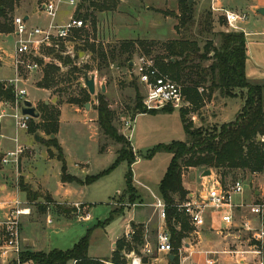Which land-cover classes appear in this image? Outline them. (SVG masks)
Listing matches in <instances>:
<instances>
[{"label":"rangeland","instance_id":"374dc122","mask_svg":"<svg viewBox=\"0 0 264 264\" xmlns=\"http://www.w3.org/2000/svg\"><path fill=\"white\" fill-rule=\"evenodd\" d=\"M212 1L193 0L191 5L193 19L186 27L182 28L184 30L183 34L187 36V39L197 41L200 44V48H202L203 43L208 38L213 39L215 36L211 30H209L210 33L208 34L199 33L198 31L199 28H207L206 23H209V14L213 15V21H216L219 15L223 19L221 11L216 12L212 10ZM38 2L39 0H18L10 16H21L27 13L30 16L29 23L31 26H44L48 22L45 16H41L40 19H36L33 16L35 12H33L34 7H37ZM115 2L113 11L96 13L94 15L96 19L94 32L91 31L92 28L89 22H84L81 19L87 27L86 29H81L86 30L87 33L86 37H82L83 41L71 39L59 48L47 53L49 65L60 69L56 76L64 78L61 77L63 79L62 83L57 88H52L50 91H41V89L37 88V84L42 79V70L46 66L35 73L22 72L25 80L24 87L27 92L26 99L31 102L35 109L37 106L40 107V105L45 104V102V105L49 109L69 106V99L80 98L82 92H87L83 86L82 73L80 75L69 76L71 67L62 64L65 58H70L75 65L82 69L87 68V73L93 74L96 82L94 96L89 95L87 102L71 105L78 112L77 121L71 123L68 120V123H66L67 119L63 120L60 134L64 143V151L57 141L59 122L57 132L54 135H48L42 127L39 128L36 132L39 136V143L33 140L35 133L32 134L26 130L24 132L28 136L26 138L27 145H20L23 151L18 157L17 166L15 167L11 164V166H3V169L0 170V176L4 175L7 170H12L13 175L9 179L10 186H13L15 183L19 184V181H21L23 186L38 195L36 200L27 201V203L30 208L29 218H32L31 223H35L38 229V231L34 232V240L44 251L69 250L90 230L87 254L97 258L108 257L112 249L111 244L125 232L123 216L116 215L108 224L96 226L98 223H103L109 218L111 209L123 208L126 205L135 206L134 208L132 206L127 208V212L132 209H139L141 210L139 212L142 214V218L150 221L148 237H146L147 241L145 240V234L147 233L143 231V242L144 244L145 242L150 243L151 249L155 246L158 222L154 211L151 208L139 206L141 202L139 200L140 197L137 196V192L136 197L138 198L134 201V204H128L125 201L118 203V197L121 193L115 195L116 192L124 189V178L128 169L125 163L120 164L115 170L97 182L85 187L84 190L76 189L74 188L76 185L74 183L73 186L61 182L60 163L56 158L58 152L52 147H47L48 141H56L61 149L63 158H65L64 161L66 160L68 165L66 174L75 175V177H72L80 181H83L86 177L99 174L114 162L116 153L121 146L106 138L98 128L97 112L95 110L98 94L104 97L109 110L112 112L113 127L129 142L128 144L132 148L136 160L138 159V163L131 167L134 179L148 187L152 194L157 195L158 185L166 172L171 156L163 151L155 153L150 158L148 157L149 154L159 145H168L172 142H185L187 139L182 129L179 110L175 109L172 112H161L159 110L154 115L138 114L139 111L135 109L138 104L137 98L139 97L138 99L142 105L144 89L136 82L129 67L120 66L123 58L116 56L114 64L108 66L106 63L100 61L97 52L91 54L84 51L88 44H94L103 50L110 51L112 48H117L122 42L136 40L166 42L160 39L173 35V22L170 18H166V14L179 13L178 0H115ZM240 4V0H233L228 5H224V11H232L238 15L247 14V21L240 24V28L244 33L251 34L247 38L248 62L246 64V76L251 83L263 87L264 111V15L256 16L254 13L251 14L247 9L242 8ZM71 11L72 8L67 9L62 7L59 12L61 21L65 22ZM83 12V10H80L75 16L77 17L78 13L82 14ZM223 28L224 31L227 30L225 22ZM191 29H193V33L190 31ZM151 39H159L160 41ZM13 42L14 38L12 36L7 38L0 37V48H8L10 50L8 53L12 54ZM160 50V46H156L150 51V56L146 57L155 59L161 55ZM133 52L132 61L137 57H145L137 49ZM58 57L62 59L59 60ZM11 76L6 70L5 79ZM101 88H104V93H101ZM230 99L222 98L215 92L210 96V100L205 99L203 106L197 113H190L187 119H190L193 115L197 117L194 123L191 121L195 128L201 126L203 128L219 127L222 124L232 122L239 107V101H230ZM86 104L89 105L87 109L84 108ZM164 109L172 110L169 107ZM184 109L189 110L191 107L188 106ZM8 113L10 112L8 111ZM202 116L204 118L201 120L200 117ZM34 121L36 124H40L39 119ZM125 121L130 122V131L126 130L124 126ZM22 132H18L21 139L25 138ZM1 133L3 136L0 134L2 136L0 141L5 147H12L14 145L13 142H9L7 139V137L13 138L14 136V127L11 119L5 118L2 120ZM76 162L87 164V168H83L86 173L80 171L81 167L78 170H74V163ZM1 168L2 166L0 165ZM58 172L59 179L57 180L56 174ZM200 172V170H186L183 172V180L187 191L195 192L197 190L200 176L204 173L200 174ZM246 173L249 172L230 171L224 176V180L234 179ZM133 188L136 190L134 186ZM22 196L25 199V194H22ZM110 197L112 198L109 200ZM52 198L60 203L69 204L77 200L86 203L92 220L90 222H78L75 216L77 214L75 208L67 207L66 205H56ZM59 215L69 219L66 223L67 226L65 224L62 226V234L53 232V225L51 228L45 225L47 216L57 218ZM22 226L20 229V239ZM29 229L31 230L33 227H29ZM182 243L189 246L186 252L183 253V257L189 258L191 262L194 261L192 264H237L234 256L223 252L234 250L238 247L244 250L246 249L247 240L245 236L236 233L221 238L207 230L199 232V236H197L193 234L191 229L188 237L183 239ZM20 251L32 254L42 252L37 246L32 247L30 245L24 248L21 242ZM138 251L139 257L146 258L142 256L141 249H138ZM250 260L251 258L247 257L245 262ZM15 262H17V257L9 255V260L6 263L0 264H13ZM125 263L128 264L127 258ZM22 264L32 263L26 262ZM147 264H149V259L147 260Z\"/></svg>","mask_w":264,"mask_h":264},{"label":"trees","instance_id":"16d2710c","mask_svg":"<svg viewBox=\"0 0 264 264\" xmlns=\"http://www.w3.org/2000/svg\"><path fill=\"white\" fill-rule=\"evenodd\" d=\"M18 0H0V34L9 35L12 33L10 13ZM115 0H80L77 11L83 10L82 14L77 17L84 22L88 21L92 30L95 31L96 13L111 12L115 7ZM192 8V6H191ZM178 14H166V17H175L177 26L175 31L178 32L189 24L192 17V9H189L188 0H178ZM223 20V19H222ZM220 18V23L223 21ZM207 28L202 29L199 33H210L211 15L209 14V23ZM88 32V31H87ZM86 37V30H79L73 34L74 41H83ZM218 46L215 47L212 41H205L200 50L198 42L193 40H173L166 42H144L140 40L122 42L117 48L110 51L103 50L94 44L86 45L87 51L91 54L98 53L100 61L108 66L114 64L115 57L123 58L120 66L129 67L132 61L133 51L139 50L142 55L150 56L154 47L160 46L159 57L154 61L158 71L168 76L174 83L180 86L185 103H188L191 109H180V121L183 132L186 136L185 142H172L168 145H159L149 154V158L155 153L165 152L171 156L166 172L158 185L159 198L165 204V225L171 236V245L174 248L172 255L174 260L169 264H178L179 260L176 254L182 244L183 239L188 237L191 232L185 217L178 213L174 208L177 203L182 202L188 195V191L183 186V172L186 170H200V174L205 171L214 172L220 179H224L230 171H248L250 173L260 172L264 167V154L256 145L257 135L264 133V111H263V87L258 84L249 82L245 73L246 62V44L242 32H220L216 36ZM87 44V42H85ZM62 52V51H61ZM61 60V57H58ZM210 64L204 67L205 63ZM64 66H70L69 76L80 75L87 72L75 65L70 58H65L62 62ZM60 69L53 65H46L42 70V79L37 84V88L44 91H50L57 88L62 80V76H56ZM63 79H62V78ZM203 89L199 94L198 90ZM245 91L243 105L236 114L232 122L222 124L219 127L203 126L195 128L191 119H187L190 113H197L201 109L205 99L210 100L213 93H218L222 98L235 97V91ZM138 97V96H137ZM11 99L9 92H3L0 88V99ZM139 98V97H138ZM138 100L136 110L138 114H156V111L145 112ZM89 95L86 91L82 92L80 98H71L68 101L70 105H78L81 102H87ZM97 124L101 133L119 144L121 147L116 153L114 162L104 171L91 177H86L83 181L66 174V164L62 156L61 149L56 141L47 142V147L54 148L57 152V161L60 163L61 182L76 184L80 186H90L99 179L111 173L120 164L125 163L128 167L124 178V189L118 197V203L127 202L134 204L136 192L133 188V175L131 167L136 162V156L132 152L129 142L120 135L112 125V112L109 110L107 103L102 95L98 94L97 98ZM39 114L40 124L30 120L27 130L32 134L36 133L39 128H43L48 135H54L58 128L59 109H49L45 104L36 107ZM171 109H162L161 112H172ZM137 114V115H138ZM136 115V116H137ZM135 116V117H136ZM1 159V155H0ZM18 190L25 194L28 202L36 200L37 194L32 193L27 187L19 181ZM124 208H114L110 211L109 218L98 223L96 227L108 224L116 215H122ZM179 227L178 229L176 227ZM133 236L130 241L124 238L118 240L115 249L108 260H92L87 255L89 246L90 230L69 250L60 251L52 250L48 253H29L21 252L18 255L17 262L13 264H22L30 262L32 264H126V255L134 253L139 255L138 249L144 245L143 226L131 224ZM141 264H147V259L142 258Z\"/></svg>","mask_w":264,"mask_h":264},{"label":"built area","instance_id":"2783aa9c","mask_svg":"<svg viewBox=\"0 0 264 264\" xmlns=\"http://www.w3.org/2000/svg\"><path fill=\"white\" fill-rule=\"evenodd\" d=\"M80 0H39L34 16L48 19L44 26H31L29 16L15 15L11 17L12 35L14 38L12 54L9 57L12 76L0 82L3 92H9L11 99H0V126L2 120L9 118L13 122L15 138L12 140L15 148L1 155L0 165L17 166L22 148L17 144L19 131H26L31 118L21 114V108L26 99L25 80L22 72L35 73L49 65V51L59 48L73 38V34L87 27L75 16ZM72 8L66 21H59L62 6ZM221 11L228 32H242L240 24L247 21L245 15ZM46 54V55H45ZM132 62L130 71L136 82L144 89L142 107L145 112L159 111L164 108L180 110L188 107L185 103L179 85L168 76L161 74L148 57H137ZM202 90H200V93ZM8 111L10 113H8ZM194 123L195 117L190 118ZM126 130L131 129L130 122L125 121ZM2 136L0 135V139ZM130 138V137H129ZM256 145L264 154V133L257 135ZM245 176V177H244ZM18 186L15 185L14 196L0 207V263H6L9 255L17 257L20 254L21 218L30 215L26 201L19 198ZM151 206L158 220L162 223L157 231L156 243L153 249L145 242L141 248L143 257L156 254L172 255L171 236L165 225V204L160 198L154 197ZM78 221H87L89 216L81 214V206L75 205ZM182 214L193 234L207 230L219 237L234 233L246 237V249L240 247L223 252L234 256L237 264H264V167L260 172L241 174L237 178L221 180L215 173L209 171V176H200V183L195 192H189L180 203L174 207ZM51 220L47 221L50 224ZM179 228L178 226L176 227ZM133 230L124 234L128 242L132 239ZM186 244L176 249L178 260H183ZM189 247V246H188ZM251 258L245 262L246 258ZM130 264H141V257L130 253L126 255Z\"/></svg>","mask_w":264,"mask_h":264},{"label":"crops","instance_id":"0c3cea01","mask_svg":"<svg viewBox=\"0 0 264 264\" xmlns=\"http://www.w3.org/2000/svg\"><path fill=\"white\" fill-rule=\"evenodd\" d=\"M231 2H233V0H213L212 1V7H213L214 10H224L225 9L224 5H228V3H231ZM240 2H241L240 6H242V8L247 9L251 14L254 13L256 16H261V15L257 14V11L259 9H263L264 8V0H240ZM240 6H238V7L241 8ZM35 7H34L33 12L36 9ZM62 7H65L67 9L69 8V7L64 6V5ZM229 12L233 13L232 11H229ZM174 14L177 15V13H174ZM244 15H245V13H244ZM23 16L26 17V16H29V14L25 13V14H23ZM166 18H170L172 20V22H173V24H172L173 35L171 37L170 36H167V37H165L163 39H160V40L161 41H173V40H180V39L188 40L187 39V36H185V34H183L184 33L183 32L184 30L179 29L178 32L175 31V27L177 26V20H176V18L175 17H166ZM166 18H164V19H166ZM220 18L221 17L219 15L218 16V19L216 21H213V15L211 14V29L210 30H211V32H213L215 34V36H214L213 39H209L208 38L207 41H212L213 42V45L215 47H217L218 44H219V42H218L219 40L216 37L217 34L220 33V32H224V28H223L224 27V21L221 18V20L223 21V23H220V21H219ZM246 18H247V16H246ZM58 19H59V21H61L60 18H58ZM207 29H209V27ZM201 30H202L201 28L198 29L199 32ZM190 31H192L191 33H193V29H191ZM204 34H206V33H204ZM243 34H244V37H245V44H246V57H247L246 62H245V73H246V64L248 62V43H247V38L251 34L248 35L249 33H244V31H243ZM11 36L13 37L12 33L9 34V35H2V34H0V37H6L7 38V37H11ZM151 40L158 41L159 39H151ZM199 45L200 44H198V47L201 50L202 48H200ZM203 46H204V43H203L202 47ZM8 52H10V50L8 48H6V49L0 48V82L2 80H5V78H6V70L12 75V70H11V67H10V60H9V57H10L11 54H9ZM209 64L210 63L207 62V64L206 65L204 64L203 66L206 67ZM249 82H250V80H249ZM200 90H202V92H203V89H199L198 90L199 94L202 93V92L200 93ZM41 91H44V90L41 89ZM244 95H245V91L244 90H242V91H235V97H233V98L230 99V101H234V100H238L239 101V107L237 109L236 114L238 113V111L240 110V108L243 105V97H244ZM45 104H46V102H45ZM188 106H189V104H188ZM0 108H1V106H0ZM58 109H59V120H58V122H59V131H58V135H57V141H58L60 147L62 148V150L64 151V147H63V144L64 143L62 141V137H61V134H60V129H61V126L63 124V120L64 119H67L66 120V123H68V120H70L71 123L76 122L77 121V118H78V112H77V110L73 109L71 107V105L59 107ZM236 114H235V116H236ZM191 117H195V116L193 115ZM196 118L197 117H195V119ZM203 118H204V116L200 117L201 120ZM1 131H2V124L0 126V134L3 136V134L1 133ZM22 133L25 136V138H22V139H24V140H22L20 138V135L17 134V144L19 146L21 144L26 146L27 145L26 138H28V136L25 134L26 132L23 131ZM4 138H6V137H4ZM14 138H15V132H14L13 138L7 137V139L9 140V142H12V140ZM13 150H14V145L12 147H8L7 148L0 141V154L6 153V152H9V151H13ZM136 163H138V159L136 160L135 164ZM65 164H66V169H67L68 165L66 163V160H65ZM86 165H87L86 163H80V162L77 163L76 162V163H74V170H78L81 167L80 168V171L86 173V171H85V169L87 168ZM8 166H11V165H8ZM84 167H85V169H83ZM2 169H3V166H2V168L0 170H2ZM12 175H13L12 174V170H7L4 175L0 176V207L3 206V204L5 202H7V200H9L10 198H12L14 196V188H15L16 183L13 184V186H10V183H9L10 176H12ZM56 175H57L56 177H57V180H58L59 179V172ZM69 175H71V174H69ZM71 176H74L75 177V175H71ZM60 185H62V184L60 183ZM71 185H73V184H71ZM75 186H74V188H76V189L78 188V189H82V190H84V188L87 187V186H78V185H75ZM133 186L136 189L135 192L138 193L137 196L140 197L139 200H140L141 203H140L139 206H141V207H148V208H151L153 210V208L151 206L155 202L154 201V197L159 198L158 193H157V195L156 194H152V192L149 190L148 187L144 186L141 182L135 180L134 177H133ZM183 186L185 188V182H184V180H183ZM120 193H122V191L116 192L115 195L116 194H120ZM22 194L23 193H21L20 191L18 192L19 198L21 200H23V201H26V199H24V197L22 196ZM112 197H110L109 200ZM53 201L56 203V205H58V204L59 205H66L67 207H73V208H74L75 205H80L81 206V208H80L81 209L80 210L81 211V214L82 215L87 214L89 216V219L87 221H83V222H90L92 220V217L88 213V207H87L86 203H84V202H82L80 200L71 202L69 204L68 203H60V202H57L55 199H53ZM126 206H128V207H126ZM126 206L123 207L124 210H123V213H122L123 220H124L125 232L123 233V235L121 237L117 238L116 241L111 244L112 249L110 251V255L108 257H106V258H97V257H91V256H89L87 254L90 259H92V260H98V261L110 259L111 258V255H112V253H113V251L115 249L116 242L118 240L124 238V234L126 233V231H128L129 229H131V224L143 226V230L147 233V234H145V240L147 241V238L146 237H148V231H149V227L148 226H149V222L150 221L147 220V219L145 220V219L142 218V214H140V212H139L141 210H139V209H132V210H130V211L127 212V208H130L131 206L134 208L135 206H133V205H126ZM75 216H76V219H77V214H75ZM29 217H30V215L21 218V223H22L21 225H23L22 226V231H21V240H20L21 245L24 248H26V247H28L30 245L32 247L37 246V248L40 251H42L43 253H48L51 250L44 251V249H42L41 247H39L36 244V241L34 240L35 239L34 238V236H35L34 235L35 234L34 232L38 231V229L36 228L35 223H31L32 222V218H29ZM156 219H157V222H158L157 223V227L159 228V226L162 223L160 222V220H158L157 216H156ZM48 220H51V223L50 224H47V221ZM67 220H69V219L68 218H63V216H61V215H59V217H57V218H55V217H52L51 218V216H47L46 217V221H45V225H46V227H50V228L53 225V227H52L53 232H55L57 234L58 233L62 234V232H63L62 226H63V224H65L67 226V224H66L68 222ZM78 222H81V221H78ZM29 227H33V229L30 230ZM29 231L31 232L30 234H29ZM146 243H148V242H146ZM148 244L150 245V243H148ZM185 248L187 249L188 248V245H186ZM134 255H136V254H134ZM136 256H138V255H136ZM146 259L147 260L149 259V264H169L168 256H165L163 254H156L154 251L150 255L146 256ZM193 262L194 261L191 262L189 260V258L184 257V259L183 260H180L178 264H192ZM67 264H74V263L71 261V262H68ZM104 264H111V263L104 262ZM128 264H129V259H128Z\"/></svg>","mask_w":264,"mask_h":264},{"label":"water","instance_id":"95a60500","mask_svg":"<svg viewBox=\"0 0 264 264\" xmlns=\"http://www.w3.org/2000/svg\"><path fill=\"white\" fill-rule=\"evenodd\" d=\"M192 2H193V0H188L189 9H191ZM257 14L263 16L264 15V8L259 9L257 11ZM24 19L26 20L27 17H25ZM129 66L130 67L132 66V62L129 63ZM82 82H83L84 88L87 90L88 95L94 96L95 91H96L95 76L93 74H89L87 72H82ZM101 93H104V88H101ZM84 108L85 109L89 108V105L88 104L84 105ZM21 114L24 116H28L32 120H37L39 118L38 112L36 111L35 107H33L31 102H29V101L23 102V106L21 108ZM33 140H34V142L39 143L38 133L34 134ZM205 175L209 176V172L206 171L202 174V176H205ZM173 260H174V256L169 255L168 261L171 263Z\"/></svg>","mask_w":264,"mask_h":264}]
</instances>
